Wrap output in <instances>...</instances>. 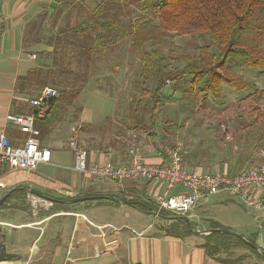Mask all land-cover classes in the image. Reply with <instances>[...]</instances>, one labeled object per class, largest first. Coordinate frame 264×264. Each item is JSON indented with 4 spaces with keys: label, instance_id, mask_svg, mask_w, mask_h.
<instances>
[{
    "label": "crops",
    "instance_id": "crops-1",
    "mask_svg": "<svg viewBox=\"0 0 264 264\" xmlns=\"http://www.w3.org/2000/svg\"><path fill=\"white\" fill-rule=\"evenodd\" d=\"M86 3L90 4L89 1ZM60 5L59 0H0V134H5L12 146L22 145L25 136L17 127L8 124L5 116L9 113L28 114L31 110L28 101L34 92L32 86L21 88L17 80L43 65L40 56L45 44L38 37L53 23L58 25L54 15ZM123 66L119 64L118 70ZM61 123L39 138L40 146L50 151V162L39 164L40 168L30 172H6L1 168L0 176L5 178L0 180L12 185L11 189L2 191L5 195L12 189L29 187L60 201L77 197L95 199L58 203L62 206L30 215L22 207L24 199L20 203L12 198L0 209V227L6 237L7 251L16 258L3 264H223L217 258L233 260L221 256L223 251L215 257L207 255L205 237L209 234L199 235V232L211 230L213 226L227 230L226 222L207 215L210 210L208 203L216 200L218 195L207 202L197 203L184 216L195 232L190 228V233L186 232L180 228L181 225L176 228L177 221H181L175 219L176 216L166 213L162 218L160 213H155L154 195L161 189V183L126 180L123 187H119L112 181L87 177L73 170L74 156L67 145L71 139H76L86 150L89 161L122 165L129 147L126 131L121 135L111 133L108 136L104 130L99 136L85 139L79 133L80 128L75 127L72 133H63ZM101 123L103 121L97 125ZM153 141L149 144L140 142L137 147L147 163L159 161L156 153L162 145ZM68 152L71 163H68ZM203 153L196 156L189 152L184 157L185 162L190 168L209 174H234L242 166L240 160L232 164L226 159H222V164L216 160V163H210ZM178 191L182 190L173 189V192ZM219 196L220 203L232 201L233 197L227 194ZM132 200L145 202L150 209L142 212L130 204ZM124 201L129 204L125 205ZM241 207L250 215L247 223L251 224L247 227L255 225L257 229L256 232L251 229L249 237L243 238L247 240L254 236V245L263 251L264 213H253ZM257 260L246 259L241 264H264V258L257 257Z\"/></svg>",
    "mask_w": 264,
    "mask_h": 264
},
{
    "label": "trees",
    "instance_id": "trees-1",
    "mask_svg": "<svg viewBox=\"0 0 264 264\" xmlns=\"http://www.w3.org/2000/svg\"><path fill=\"white\" fill-rule=\"evenodd\" d=\"M59 1L61 5L54 15L58 25L55 27L56 24L53 23L49 26L51 32L56 35L54 42L59 44L64 38L63 42H67L68 46L75 50L73 54L78 58L76 64L84 62L85 67H88L98 49L104 53L110 45L129 37L134 53L132 61L137 60L139 65L137 77L132 85L137 87L142 81L141 93L147 95L150 93L147 89L148 85L153 82L154 86L150 94L152 108L157 105L160 108L164 107L165 103L160 98L161 95L170 98V94H166L164 89L165 82L171 84L172 95L185 98L192 95L194 104L200 92L209 94L215 100L221 99L224 85L235 92L254 93L257 104L263 99L264 89L257 90L253 84L246 82L238 71L256 69L259 75H264V0ZM88 1L90 4L86 3ZM127 3L137 4L140 15L133 21H128V26H125L124 21L128 16V11L125 10ZM165 36L176 40H190L193 44L190 55L182 54L175 58L184 60V66L173 72L168 70L166 63L169 57L163 56L159 50L161 39ZM73 39L78 40L73 42ZM147 46L151 49L147 50ZM82 59L86 62L81 61ZM43 70L44 68H35L17 80L21 88L32 86L34 91L32 98L37 97L40 90L47 86L48 73L42 74ZM88 77L86 75V79L84 78L68 97L63 94L64 89L57 91L58 96L49 102L45 117L34 122L35 128L40 133L39 138L42 133H46L63 121L65 110L72 106L74 100L83 91ZM134 99V96L130 98L128 111L131 110V113L128 117V126L139 130L147 126L144 124L143 116L137 113L136 107H131L132 104L140 107V99ZM258 109L256 107L251 110L264 117V112ZM262 121L263 127L259 132L257 143L252 147V152L264 147V118ZM104 125L103 122L97 125V128L102 129ZM249 136L250 132L247 133V140L252 139ZM260 161V159L255 160L251 165ZM245 167L246 165L239 171ZM26 193L20 188L12 189L5 203L12 198L20 202L24 197L26 198ZM130 204L142 212L150 209L145 202L132 200ZM4 205H0V209ZM54 206L62 205L54 203ZM160 215L164 218L166 213ZM179 225L190 233L189 227L184 222L177 221L176 228H179ZM213 228L223 229L220 226ZM230 240L249 249L256 257L264 258L240 237L218 231L211 232L205 237L207 255L215 257L220 251L228 252L229 246L225 243ZM248 241L255 244L252 240ZM217 259L223 264H237V260Z\"/></svg>",
    "mask_w": 264,
    "mask_h": 264
},
{
    "label": "rangeland",
    "instance_id": "rangeland-1",
    "mask_svg": "<svg viewBox=\"0 0 264 264\" xmlns=\"http://www.w3.org/2000/svg\"><path fill=\"white\" fill-rule=\"evenodd\" d=\"M125 10L128 11V20L126 18L124 24L128 26V21L139 17L140 10L137 4L128 3ZM51 31V28L47 31L43 30L38 37L42 44H45L40 56L44 63L40 68H44L42 74L48 73L46 85L55 88L58 92L64 89L63 94L68 97L83 82V79H86V75L89 76L87 78L89 82H86L83 91L73 103L74 105L65 110L64 120L60 126L63 128V133H72L75 127L80 128L79 133L86 139L89 136H99V133L104 130L108 136L111 133L121 135L126 131L125 135L129 137L125 138L129 143L128 146L139 147L140 142L149 144L154 139L155 144L180 147L183 159L185 155L188 156L189 152L196 156L203 155L205 152V158H209L210 163L221 161L222 164V159H226L227 163L232 164L240 160L242 161L241 168L245 165L250 166L252 162L259 159L257 152L260 148L252 152V147L259 139L264 117L255 114L251 109L258 107V110L264 112V95L257 104L254 93L235 92L224 85L221 99L215 100L209 94L200 92L194 104L192 95L186 98L172 95L171 84L165 82L164 89L166 94H170V98L161 95L160 98L165 103L164 107L160 108L157 105L152 108L150 94L153 90V82L148 85L147 89L150 93L147 95L141 93L142 81L137 87L132 85L137 77L139 65L137 60L132 61L134 53L129 37L110 45L104 53L98 49L88 67H85L84 62L76 64L78 58L73 54L75 50L68 46L67 42H63L64 38L59 44L54 42L56 35ZM192 47L190 40H176L168 36L161 39L159 50L163 56L169 57L166 60L168 70L173 72L181 69L184 66V60L175 58L182 54L190 55ZM149 49L151 47L147 46V50ZM118 63L126 66L118 70V65H116ZM113 69L118 72H113ZM238 72L257 90L264 89V75H259L256 69H243ZM186 88L189 89V86L186 85ZM132 96L134 100L140 99L139 108L136 104H132L131 107H136L137 113L143 116L146 128L141 127L136 130L128 126V117L131 113L128 109ZM102 121L105 124L102 129L95 127ZM86 124L91 126L85 127ZM248 132H250L249 137H252L251 140H247ZM67 155L68 163H71V154L68 152ZM38 166L37 168H40ZM4 178L0 176V179ZM3 195L4 191L0 190V197ZM220 199L218 195L216 200L212 199L208 203L209 218L226 222L224 224L227 225L228 231L244 238L249 237L248 233L251 229L254 232L257 231L253 223V226L247 227V224H251V222L247 223L250 215L241 207V204L239 205L238 200L232 197V201L220 203L218 201ZM23 204L22 207L31 215L32 207L27 198H24ZM38 210H40L39 214L44 211L42 206H38ZM248 240L255 242V237ZM225 244L229 246V250L226 253L221 252L224 258L237 260L238 264L246 259L258 261L253 252L235 244L232 240ZM262 244L264 251V240Z\"/></svg>",
    "mask_w": 264,
    "mask_h": 264
},
{
    "label": "built area",
    "instance_id": "built-area-1",
    "mask_svg": "<svg viewBox=\"0 0 264 264\" xmlns=\"http://www.w3.org/2000/svg\"><path fill=\"white\" fill-rule=\"evenodd\" d=\"M57 96L55 88L45 86L37 97L29 99L31 111L28 114L9 113L5 116L6 122L17 127L25 137L22 145L12 146L7 136L0 134V169L4 168L6 172H30L39 164L50 162V151L40 146V133L34 122L45 117L49 102ZM67 145L74 156L73 170L81 175L109 180L119 187H123L126 180L161 183V189L154 195L156 214L187 216L197 203L207 202L219 194L233 196L250 212L264 213V147L257 152L261 159L257 164L246 166L234 174H209L190 168L183 160L181 148L175 145L160 146L156 153L159 157L157 163L145 162L137 147L129 146L126 161L122 165L89 161L86 150L76 139H71ZM11 187V183L0 180L1 190H9ZM174 188L182 191L173 192ZM26 198L32 207L31 215H38V206L49 210L54 205L29 192L26 193Z\"/></svg>",
    "mask_w": 264,
    "mask_h": 264
},
{
    "label": "water",
    "instance_id": "water-1",
    "mask_svg": "<svg viewBox=\"0 0 264 264\" xmlns=\"http://www.w3.org/2000/svg\"><path fill=\"white\" fill-rule=\"evenodd\" d=\"M20 190H25L26 192H29L32 195H34L36 197H39V198H41V199H43L45 201L52 202L53 204L54 203H68V204L71 203L72 204V203H78V202H82V201H86V200H90V199H95L93 197H78V198H72V199L65 200V201H60V200H57V199H53V198H51V197L43 194L42 192H40L38 190L33 189V188H29V187L20 188ZM9 195H10V192L6 193L5 195H3L0 198V205L8 198ZM123 203L125 205L129 204L128 201H124ZM175 219L185 222L186 225L190 228V230L192 232H195L192 229V224L189 222V220L186 217H184V216H176ZM214 231H218L220 233H224V234H229V235H232V236L240 237L247 245H249L251 248H255L256 251L260 253V255L264 256V252L259 250L254 244H251L248 240L244 239L243 237L238 236L237 234H235V233H233L231 231L225 230V229H219V228L218 229H214L213 228L211 230L199 232V235H201V236L202 235H207V234H210L211 232H214ZM14 258H16V256L14 254H6L5 258L0 260V264H3L4 262H9V261H11Z\"/></svg>",
    "mask_w": 264,
    "mask_h": 264
},
{
    "label": "flooded vegetation",
    "instance_id": "flooded-vegetation-1",
    "mask_svg": "<svg viewBox=\"0 0 264 264\" xmlns=\"http://www.w3.org/2000/svg\"><path fill=\"white\" fill-rule=\"evenodd\" d=\"M10 196V195H9ZM8 196V198H9ZM7 198V199H8ZM6 199V200H7ZM5 200V201H6ZM5 201L2 204H6ZM1 204V205H2ZM7 211V210H5ZM4 218V217H3ZM6 218V217H5ZM6 254H11L9 251H7V247H6V237L5 234L2 232L1 227H0V260L4 259ZM5 263V262H4Z\"/></svg>",
    "mask_w": 264,
    "mask_h": 264
}]
</instances>
